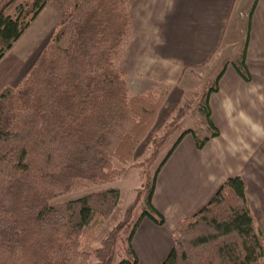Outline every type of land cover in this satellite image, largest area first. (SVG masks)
<instances>
[{
  "label": "trees",
  "instance_id": "obj_1",
  "mask_svg": "<svg viewBox=\"0 0 264 264\" xmlns=\"http://www.w3.org/2000/svg\"><path fill=\"white\" fill-rule=\"evenodd\" d=\"M49 0H0V61ZM241 56L229 64L246 82L245 64L251 17ZM132 34L129 0H72L55 31L21 81L0 90V264H138L132 238L143 218L164 224L151 198L157 175L187 134L198 149L219 131L211 120L209 98L218 91L225 67L208 80L197 103L208 134L187 129L167 151L152 176L150 169L190 107L152 129L171 87L132 95L119 64ZM181 102V101H180ZM152 154L132 164L146 138ZM116 163L121 168L116 167ZM127 168H142L143 190L121 222L93 252L86 247L120 203V189L107 186L82 197L50 204L78 180L111 185ZM146 191L145 206L134 211ZM173 246L159 264H262V232L240 175L224 179L213 198L178 223ZM92 261V262H91Z\"/></svg>",
  "mask_w": 264,
  "mask_h": 264
},
{
  "label": "crops",
  "instance_id": "obj_2",
  "mask_svg": "<svg viewBox=\"0 0 264 264\" xmlns=\"http://www.w3.org/2000/svg\"><path fill=\"white\" fill-rule=\"evenodd\" d=\"M246 1L235 8L236 0H129L132 34L119 64L129 89L128 80L146 92L171 87L153 129L168 120L172 109L181 103L195 78L193 73L216 64L230 33V18L239 22L235 12L239 9L241 14ZM259 56H264V0L257 1L250 22L245 64L251 80L244 81L226 62L218 91L209 98L211 120L219 135L201 149L191 134L185 135L160 169L151 204L164 217V224L141 220L132 238L138 264L161 263L172 249V234L178 223L199 212L222 181L233 175L245 180L249 203L264 232V206L261 214H256L258 206H254L249 185L254 184V168L249 166V154L239 147V139L254 137V122L264 115V59H254ZM8 61L13 62L11 65L17 61L19 66L26 64V58L16 55L12 47L0 61V90L10 83H3Z\"/></svg>",
  "mask_w": 264,
  "mask_h": 264
},
{
  "label": "rangeland",
  "instance_id": "obj_3",
  "mask_svg": "<svg viewBox=\"0 0 264 264\" xmlns=\"http://www.w3.org/2000/svg\"><path fill=\"white\" fill-rule=\"evenodd\" d=\"M241 1L242 0H236L235 8L240 7ZM71 2L72 0L48 1L47 5L40 12V14L30 23V25L25 29L18 40L13 43V52L22 58H26V64L23 66H19L17 64L20 63L19 61H17L16 64L11 65L13 62L8 61L6 65L8 66V72L5 75L3 83L6 81H10L9 84L11 85L17 84L27 74L38 54L49 42L51 35L55 31V27L60 16L69 7ZM252 3L253 0H247L243 5L241 14L239 9L236 10L235 15L238 18L239 22L237 20L235 21V18H233V16L232 18H230V23L228 26V31L230 30V33L223 42V46L218 54L219 59L217 60L216 64H212L214 66L210 65L207 69H197L196 72L193 73V77L195 78H192L190 82V86L188 87L190 89H188V91L184 93L183 100L181 101L177 111L172 114V117L168 121L171 122L177 113L187 109V107H190V109L188 113H186L180 119L177 132H175L167 139L166 143L160 150L154 164L149 171L150 176H152L159 163L165 157L167 151L177 140L179 134L187 129L195 130L200 138H203L208 134L205 116L200 115L197 112L198 99L208 80L213 81L220 70L224 67V64L226 62L236 61L240 58L243 51L247 32L248 16ZM254 59L256 61H262V59H264V56H259ZM188 77L189 76L183 78L182 85L186 83ZM128 82L132 95H140L146 92L144 87H135L132 85L130 80H128ZM256 111L259 112L258 109H256ZM254 124V128L256 130L254 137L249 139H239V147L242 148L246 152V154H249V166L254 168L252 170V172L254 173L252 174L254 184L250 182L249 185L251 186V195L252 192H254L252 196L253 200L255 201L254 206H258L256 209V214H261V206H264V115H262L261 120H257L256 122H254ZM152 131L157 134L156 136H161L164 133L162 125L156 127L155 129H152ZM148 139L149 137L146 138L142 144H140L133 160L130 162V165L143 163L151 156L153 148L151 144L147 142ZM116 167L121 168V165L116 163ZM142 170V168H127L120 180L111 185L100 187L95 186L94 184L87 181L78 180L75 184V187L70 192L56 197L50 201V204L62 203L82 197L107 186H115L120 189V203L118 204L110 219L102 225L97 236L86 247V251L91 253L100 246L101 240L104 238L105 234L122 221L126 208L135 200L137 196V190H143L145 188L146 179L141 180L139 176ZM146 195V191L142 192L141 201L134 211V221L143 211ZM258 197L260 198V200H258Z\"/></svg>",
  "mask_w": 264,
  "mask_h": 264
}]
</instances>
